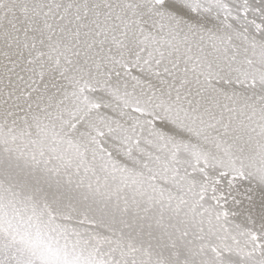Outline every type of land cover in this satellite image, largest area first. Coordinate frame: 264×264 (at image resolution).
Here are the masks:
<instances>
[{"label": "snow or ice", "instance_id": "snow-or-ice-1", "mask_svg": "<svg viewBox=\"0 0 264 264\" xmlns=\"http://www.w3.org/2000/svg\"><path fill=\"white\" fill-rule=\"evenodd\" d=\"M0 264H264V0H0Z\"/></svg>", "mask_w": 264, "mask_h": 264}]
</instances>
